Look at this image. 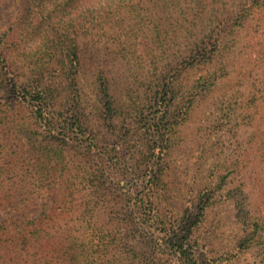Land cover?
I'll use <instances>...</instances> for the list:
<instances>
[{"label": "rangeland", "instance_id": "374dc122", "mask_svg": "<svg viewBox=\"0 0 264 264\" xmlns=\"http://www.w3.org/2000/svg\"><path fill=\"white\" fill-rule=\"evenodd\" d=\"M6 48L56 89L62 126L78 96L95 136L62 142L0 87V264H264V0H0ZM165 109L161 152L149 128ZM157 163L161 213L186 230L150 242L126 188Z\"/></svg>", "mask_w": 264, "mask_h": 264}, {"label": "trees", "instance_id": "16d2710c", "mask_svg": "<svg viewBox=\"0 0 264 264\" xmlns=\"http://www.w3.org/2000/svg\"><path fill=\"white\" fill-rule=\"evenodd\" d=\"M8 49L6 48L3 52L0 53V59H1V67H0V87L1 90L6 92L13 98L15 101L21 100V102L26 103L27 107L31 108L33 118L36 122H40L39 125L45 127V131L43 128V131L47 134L51 135L52 130L57 132V134L61 135V141L63 142L66 138H68V134L75 132L72 128L74 126L75 130H78L79 132L85 131L90 132L93 136V128L90 129L89 126L86 125V117L84 110L82 109V103H79L78 96H76V99L72 98V100L75 102L73 103L70 101L71 109H72V115L71 119L74 121L73 124H71L70 127L66 126L65 124L62 126L60 122V117L57 115V98L54 96H58L55 94L56 89L51 88L50 86H45L41 83V80L43 79V71L40 68L31 67L32 70L24 73L17 72V69L19 67H16L15 69H12V63L11 60L8 59L7 56ZM67 58L66 63H64L65 70H68L69 72H72V79L71 81L74 82L73 86L76 84L77 75L79 73L81 62H80V56L77 49V45L74 43L66 52ZM3 65V66H2ZM32 66H35L32 65ZM65 72V71H64ZM154 81L152 82V84ZM101 88V92L105 93L106 102L105 108L107 109L108 113H111L113 108L112 104L113 101H111V95L109 93L110 91V82L107 80L106 82H101L99 84ZM159 86V85H157ZM162 91L166 89V87L163 85L161 86ZM158 95L155 94L154 96V103L155 104H164V101H160V98L157 97ZM167 106L164 104V107ZM167 109L163 112V114L160 117L153 118V122L150 125L149 132L152 133L153 131V137L154 142L160 143V150L162 152V142H163V134L168 130L167 125V116H166ZM37 124V123H36ZM72 128V129H71ZM81 134V133H80ZM84 135V133L82 132ZM90 138V141H88L87 144H85L84 148L88 149L89 152L95 147L93 139ZM95 151V150H94ZM154 151V147H153ZM153 153V152H152ZM96 160L100 158V160H103V157H95ZM139 166V165H138ZM139 168V167H136ZM136 168L133 167V170L131 171V178H130V184L128 183L126 188V195L128 198L133 200V204L137 209H139L138 214V223L141 225H145L147 227H154L158 229V235L157 233H153L152 235L154 238L150 242H153L155 237L159 238H165L168 236H171V234H174V236L182 235L181 231L186 230L183 226L178 234L176 231L173 230L172 224L170 222H167L166 219L163 217L160 207L158 205V198L161 196L159 194L160 188H158L157 185L161 182V179L163 178L164 169L159 167V163H157L154 167H151L149 170L148 166H145V168L149 171L145 172V180H141L143 177V174H141L142 171H138V176ZM141 170V169H138ZM146 171V170H145ZM106 174V170L101 171V176ZM107 177H104V180L106 181ZM140 186V187H139ZM93 188L95 189H101V183L99 181H94ZM92 188V189H93ZM52 190V189H49ZM96 193V191H95ZM56 198V196H55ZM54 200L51 201V203L55 202ZM157 200V201H155ZM105 202V201H103ZM145 202H149L150 205H145ZM65 204V203H64ZM152 204V206H151ZM75 209L78 207L77 204L73 205ZM81 206V205H80ZM79 206V207H80ZM88 204L86 203V208ZM8 226L4 227V224H0V257L5 253L7 250V245L4 239H2L3 236H7V233L9 232L8 229H6ZM189 233V232H188ZM184 237V235H182ZM182 246L184 245H190V242L187 238L180 239L179 241ZM178 252L181 255V258L185 257V262H191L194 263V259H188L186 257V251L183 250L182 247L178 248Z\"/></svg>", "mask_w": 264, "mask_h": 264}]
</instances>
